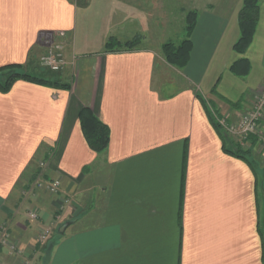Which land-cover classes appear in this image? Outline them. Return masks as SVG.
<instances>
[{
    "label": "crops",
    "instance_id": "obj_1",
    "mask_svg": "<svg viewBox=\"0 0 264 264\" xmlns=\"http://www.w3.org/2000/svg\"><path fill=\"white\" fill-rule=\"evenodd\" d=\"M130 2L0 0V69L28 76L0 89V227L19 247L0 249V264H264V172L231 154L237 145L212 122L235 123L263 91L264 0L244 55L234 51L244 1L196 6L183 69L149 34L140 48L104 51L111 38L145 33L148 5ZM93 17L96 49L79 52V29ZM57 49L77 63L64 79L27 70ZM242 58L247 76L231 71ZM83 108L109 129L101 153L84 138ZM40 163L58 193L33 190ZM66 223L59 242L39 243L43 228Z\"/></svg>",
    "mask_w": 264,
    "mask_h": 264
},
{
    "label": "rangeland",
    "instance_id": "obj_2",
    "mask_svg": "<svg viewBox=\"0 0 264 264\" xmlns=\"http://www.w3.org/2000/svg\"><path fill=\"white\" fill-rule=\"evenodd\" d=\"M130 1H131L130 4L132 6L131 8L134 10L137 9L136 5L141 2H145V4L148 5V7L146 8L147 10H145L146 11L145 16H144L145 19L144 21H142V23L146 27L145 33L143 34L138 33L135 35L133 34L134 36L129 35L128 37H125L123 41H119L118 39L111 38L114 41L119 42L120 44V45H117L116 47L114 46L111 51H114V52L128 51V49L125 48L124 44H126L127 42H134V41H138L134 49L140 48V46L143 45V41L149 38V36H151V38L153 39L152 42H154L153 44H155L157 47L161 46V43H163L161 46V52H162V55L164 56L163 54L164 45L168 43L178 45L186 39V27H187L186 18H187L188 13L190 11H194L193 9L196 8V6L201 5L203 1H206V0H130ZM218 1H220L221 3L223 2L230 3L231 0H218ZM134 10L130 11L126 15V17L127 19L130 20V22L132 20H133L132 22L134 23L136 22V27H138V23H137ZM96 12L98 13L97 10ZM93 19L94 20H92V22L90 23L88 22V27L84 26L83 28L79 29V36L77 38L79 52L91 51V50L96 49L95 39L99 33L100 24L98 22H100L101 20L99 19L98 21L96 17H93ZM139 25L141 24L139 23ZM154 26H155V29H153ZM88 35L92 36L90 38L92 41H87ZM106 44H105V47H106ZM105 47H104V51L106 52ZM39 55H40L39 60H33L29 64L27 70L30 68V71H32V73L43 75L45 78H50L51 80H54V81L59 80L60 78L64 79L65 71L69 70V68H72L74 64L75 65L77 64L75 61H72L71 64L68 62L70 59L66 57L65 50L64 51L58 50V53L57 51L50 50V52L48 51L45 53H41ZM46 59H49V61H46ZM55 59L57 63H55ZM47 62H50L51 64L49 65V63ZM56 66H58L59 69L57 71H54L53 68ZM14 72L18 73V70L13 69V70L1 71L0 72V83L5 84L9 80L10 76L14 74ZM20 74H24V73H20ZM258 95L259 93L255 94L252 97L251 103H253L254 98ZM263 125H264V122L262 123V127L260 129L261 136H264ZM231 138L233 140V144L237 145L236 147H240L244 151L251 152L250 154L254 162H256L258 165L257 167L258 171H260V168H261V170L264 172V145L261 139L257 137H253L250 141L246 142L244 146H240L239 144L240 140H238V138L234 136H231ZM41 164L42 163L39 164V167H37L34 173L35 177L32 181V183L34 182V184H32V188L33 190L38 189V190L44 191L48 195H51L46 190V187H47V184H50L52 182H48V180L46 179V176L44 173L45 168H46L45 163L43 167L41 166ZM262 175H264V173ZM262 181L264 182V178L262 179ZM262 221H263V218L261 222ZM45 230L51 231L49 240L53 236V240L51 241L52 243H56L57 241L59 242V240L62 239L59 231H57L55 227L53 228V226L48 225L47 227L43 228V230H41L39 238H38L39 243L42 244V243H47L49 241L48 239L47 241H40V236ZM8 234H9V237H11V234L10 233ZM5 248H8V247H5ZM18 249L19 247L17 246L16 250Z\"/></svg>",
    "mask_w": 264,
    "mask_h": 264
},
{
    "label": "trees",
    "instance_id": "obj_3",
    "mask_svg": "<svg viewBox=\"0 0 264 264\" xmlns=\"http://www.w3.org/2000/svg\"><path fill=\"white\" fill-rule=\"evenodd\" d=\"M260 1L261 0H244L243 8L241 9L240 16H239V23H240V38L234 45V51L240 55H244L248 48L251 46L255 33L256 28L259 21V10H260ZM197 17L198 14L196 11H190L186 18V39L182 41L180 44L175 45L168 43L163 47V54L166 61L178 68L183 69L185 68L191 57V52L193 48L192 44V34L196 28L197 24ZM138 41L134 42H127L124 44L125 48L128 51H131L135 48ZM117 45H120L119 42L110 39L105 47L106 52H114L111 51L112 48ZM18 69L16 66H8L5 68L0 69L1 71L6 70H13ZM231 71L238 75V76H247L250 71V65L247 59L242 58L238 60L232 67ZM21 77H28L27 75L20 74L14 72L9 78V80L4 84L0 83V89L2 91H7L12 83ZM80 125L84 135V138L89 146V148L94 151L95 153H101L105 151L109 145L110 141V133L109 129L106 125H104L92 112L89 108H83L81 110L80 116ZM214 126L220 132V134H224V131L219 126L218 122H215L212 119ZM231 154L235 155L236 157L245 160L247 163L254 166V161L251 160V152L244 151L240 147L236 148V151L230 152ZM255 169V167H254ZM262 237L264 236V227L262 225L261 228Z\"/></svg>",
    "mask_w": 264,
    "mask_h": 264
},
{
    "label": "built area",
    "instance_id": "obj_4",
    "mask_svg": "<svg viewBox=\"0 0 264 264\" xmlns=\"http://www.w3.org/2000/svg\"><path fill=\"white\" fill-rule=\"evenodd\" d=\"M46 61H49V59H46ZM47 63H49V65L51 64L50 62ZM55 63H57L56 59ZM58 69V66L53 68L54 71H57ZM217 120L221 129L227 135L234 136L240 140V146H244V144L250 141L253 137L260 138L264 145V136H261L260 133L262 123L264 122V88L263 91L254 98L251 109L244 112L235 123L229 124L225 119L217 118ZM43 165L44 163L41 164L42 167ZM59 188L60 181H53L52 183L47 184L46 190L50 194H56L58 193ZM37 217L38 216L35 213L30 214V218L32 220H36ZM8 233V228L3 226L0 227V249L9 247L12 251H15L17 249V245L11 243ZM50 233V230H45L40 236V241H47V239L49 240Z\"/></svg>",
    "mask_w": 264,
    "mask_h": 264
},
{
    "label": "water",
    "instance_id": "obj_5",
    "mask_svg": "<svg viewBox=\"0 0 264 264\" xmlns=\"http://www.w3.org/2000/svg\"><path fill=\"white\" fill-rule=\"evenodd\" d=\"M262 197H263V202H264V189L262 190ZM262 224L264 227V205H263V221H262ZM68 226H69V224L66 223L62 227H60L59 233L64 234ZM53 246H54V244H50L46 250V254H45V260L46 261H50V259H51Z\"/></svg>",
    "mask_w": 264,
    "mask_h": 264
}]
</instances>
